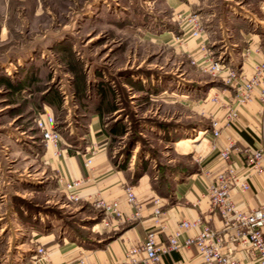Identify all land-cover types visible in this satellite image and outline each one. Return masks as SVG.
I'll list each match as a JSON object with an SVG mask.
<instances>
[{
  "label": "rangeland",
  "instance_id": "rangeland-1",
  "mask_svg": "<svg viewBox=\"0 0 264 264\" xmlns=\"http://www.w3.org/2000/svg\"><path fill=\"white\" fill-rule=\"evenodd\" d=\"M200 5L191 12L204 31L212 12L264 29V0ZM177 15L165 0H0V264L9 245L29 240L26 228L37 221L84 239L92 234L89 241L99 236L91 226L102 212L69 200L40 160L46 147L37 119L49 94L60 99L52 123L67 143L84 146L89 116L80 110L104 101L105 129L125 128L109 141L117 161L139 153L161 192L187 169L196 171L210 123L205 95L220 81L180 48ZM165 31L171 40L159 37ZM111 103L115 110L107 112ZM182 140L186 145L176 147Z\"/></svg>",
  "mask_w": 264,
  "mask_h": 264
},
{
  "label": "crops",
  "instance_id": "crops-1",
  "mask_svg": "<svg viewBox=\"0 0 264 264\" xmlns=\"http://www.w3.org/2000/svg\"><path fill=\"white\" fill-rule=\"evenodd\" d=\"M202 1L165 0V4L176 14L198 11L201 9ZM208 16L209 19L205 18L203 22L208 24L205 37L210 49L223 58L224 54L228 53L230 58L226 57L224 60L234 67L241 65V54L248 47L251 58L255 61L258 60L257 55H254L252 51L256 46H263L264 29L259 31L258 28V31H255L253 28L256 25L249 27L246 21H233V17L228 14L218 16L212 12ZM168 33L165 31L159 37L163 36L167 40H171L172 34ZM186 40L185 44H180V48L187 53L193 52L196 49V40L191 38ZM243 43L247 45L244 48ZM236 48H238L235 52L237 54L233 52ZM245 66L247 67V65ZM102 94L106 95V93ZM106 105V102L101 101L96 104L93 111H90L91 107H83L80 110L81 117L89 116L87 130L82 137L84 138L83 147H80L78 141L77 144H69L62 138L65 156L63 158L52 157L50 150L46 149L40 160L48 165L47 167L52 172H56L58 183L62 187L64 181L82 180L81 186L77 190L81 200L88 201V197H93L96 194L107 201L118 200L123 217L113 221L110 227H103L101 218L95 221L91 230L100 236H96L95 241H89L92 239V234L88 239H84L79 235H71L64 226L56 232L37 221L26 228L29 236L27 242H14L8 246L7 250H11V254L3 255L1 264H33V257L37 255L36 251L39 247L46 250L48 264H113L121 261L124 259L125 250L142 241L154 226L152 214L155 199H159V205L163 211L153 228L158 243L166 242L168 234L175 229L180 221L200 219L202 223L209 225L219 235H223L222 251L228 252L232 259L240 260L243 264H257L241 246L227 240L220 216L211 212L209 200L205 197L206 189L213 175L223 167L218 154L223 145V138L212 139L203 132L201 139L204 148L198 155L199 159H196L199 163L196 171L175 179L168 192H161L154 186L153 180L147 172L148 165L141 161L139 153L123 161L116 160L115 151L109 145V141L117 134H111L109 130L105 129L108 125L103 124L105 119L101 116L104 113L103 106ZM42 106L43 114L41 116L52 123L53 109L61 106L60 99L55 94H49L42 100ZM106 111H109L108 107H106ZM259 111L260 106L256 101L240 109V123L253 130H258ZM52 125L56 128L53 123ZM241 139L251 142L246 134H242ZM92 151H94L93 154ZM90 155H92V164L90 167H85L84 159ZM124 164H126V168L120 169L119 166ZM139 170L141 171L138 174ZM125 185L133 187L137 200L141 203L139 218H132L133 210L131 205L126 202L123 191ZM231 197L236 205L244 210L257 208L264 204V172L250 179V188L244 194L241 195L237 190H233ZM161 224H165L167 229H159L158 225ZM193 233L194 231H187L189 235ZM17 247L18 249H16ZM81 259L82 263H80ZM151 264H201V259L196 248L190 246L167 253L159 262Z\"/></svg>",
  "mask_w": 264,
  "mask_h": 264
},
{
  "label": "built area",
  "instance_id": "built-area-1",
  "mask_svg": "<svg viewBox=\"0 0 264 264\" xmlns=\"http://www.w3.org/2000/svg\"><path fill=\"white\" fill-rule=\"evenodd\" d=\"M177 16L183 33L176 40L181 45L186 43L187 38L196 40V49L187 53L190 63L220 81L219 86H211L205 95V102L209 104L210 123L204 134L207 133L212 139L223 138V145L218 151L223 167L213 175L205 197L209 200L211 212L220 216L227 240L241 246L257 264H264V204L244 210L231 197L233 190L244 194L250 188V179L264 172V45L256 46L252 51L257 55V61L251 58L248 47L241 54V65L234 67L210 49L198 13L180 12ZM254 101L260 106L258 130L243 126L239 121L240 109ZM37 128L51 156L63 158L65 150L62 148L60 132L42 116L37 119ZM242 134H246L251 142L243 141ZM91 164L92 155L85 157L84 166L90 167ZM81 183L80 179L64 181L63 187L69 200L81 199L77 192ZM123 191L126 202L132 207V218H139L141 203L133 187L125 185ZM87 200L102 212L103 227H110L113 221L123 217L118 200L107 201L98 194ZM154 204L152 229L142 241L125 250L123 260L113 264H151L159 262L167 253L190 246L196 248L201 264H243L240 260L232 259L228 252L222 251L223 235H219L200 219L180 221L168 234L166 242L158 243L153 228L163 211L159 199H155ZM158 227L167 229L165 224ZM189 230L194 233L187 234ZM36 253L33 264H48V254L44 248L39 247Z\"/></svg>",
  "mask_w": 264,
  "mask_h": 264
},
{
  "label": "trees",
  "instance_id": "trees-1",
  "mask_svg": "<svg viewBox=\"0 0 264 264\" xmlns=\"http://www.w3.org/2000/svg\"><path fill=\"white\" fill-rule=\"evenodd\" d=\"M9 85H11V84H9ZM109 110H115V105L114 104H112L111 106H109ZM109 132L111 133V134H117V135H123L124 134V132H125V128L124 127H122V126H119V125H115L114 127H111L110 129H109ZM119 168L120 169H125L126 168V164H124V165H120L119 166ZM194 171V169L193 168H189V169H187V173H191V172H193ZM186 173V174H187Z\"/></svg>",
  "mask_w": 264,
  "mask_h": 264
},
{
  "label": "bare ground",
  "instance_id": "bare-ground-1",
  "mask_svg": "<svg viewBox=\"0 0 264 264\" xmlns=\"http://www.w3.org/2000/svg\"><path fill=\"white\" fill-rule=\"evenodd\" d=\"M181 142H182V144L178 142L177 144H175V146L179 147L180 145H182L184 147L187 143L186 140H182Z\"/></svg>",
  "mask_w": 264,
  "mask_h": 264
}]
</instances>
